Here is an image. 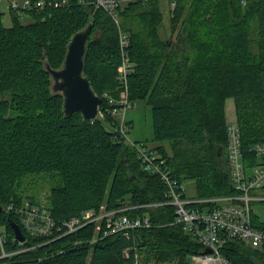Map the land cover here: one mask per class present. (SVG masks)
<instances>
[{
	"label": "trees",
	"instance_id": "trees-1",
	"mask_svg": "<svg viewBox=\"0 0 264 264\" xmlns=\"http://www.w3.org/2000/svg\"><path fill=\"white\" fill-rule=\"evenodd\" d=\"M95 1L47 5L29 11L25 22L11 10L10 25L0 10V202L7 207L0 212V227L9 238L6 250H22L9 259L36 264H193V256L206 247L179 220L166 196L167 184L144 169L136 146L122 137L119 120L110 113L126 90L117 78L120 27ZM119 12L132 40L128 98L135 105L139 100L151 104L157 143L153 149L166 159L165 168L181 185L195 182L193 198L236 194L227 156L230 123L240 128L245 165L262 162L251 147L264 141V0H178L166 31L161 0H130ZM89 25L85 76L102 98L103 116L96 119L65 111L64 96L53 91L46 68L49 63L60 69L71 38ZM31 174L50 176L47 207L56 228L49 236H29L20 216L8 209L11 203H41L20 188ZM183 196L188 197L186 192ZM103 204L115 210L128 206L120 215L147 216L151 225L129 235H105L95 223L71 233L62 227L65 220ZM191 206L207 210L213 204ZM10 221L21 226L24 244L15 239ZM252 222L264 231V221L254 210ZM222 253L231 264H264L262 253L237 237L227 238Z\"/></svg>",
	"mask_w": 264,
	"mask_h": 264
},
{
	"label": "built area",
	"instance_id": "built-area-1",
	"mask_svg": "<svg viewBox=\"0 0 264 264\" xmlns=\"http://www.w3.org/2000/svg\"><path fill=\"white\" fill-rule=\"evenodd\" d=\"M1 1V0H0ZM9 8L17 12L23 19L27 18L29 11L43 10L47 5L53 7L64 6L68 0H6ZM124 0H96L103 5V8L120 15V7ZM130 1V0H128ZM150 1V0H146ZM245 0H243L244 2ZM178 0H168L170 9H174ZM131 37L126 34L125 38L119 41L122 52V63L119 68L117 78L125 86L119 105L110 109V113L119 120L118 130L125 140L136 146L146 171L158 174L167 184L166 196L170 203L176 206L179 220L183 221L190 230H193L199 241L205 246L212 248L213 252L208 254H197L193 259L202 264H231L223 255L222 248L227 238L237 237L247 243L264 256V231L255 227L252 222V211L254 201H264V197L252 194L253 190L264 186V141L255 143L251 147V152L262 160L261 163L252 167L245 166L243 153L241 150V131L237 123H230L228 126V149L229 167L232 178V186L237 191L234 195L217 196L211 198L197 199L193 197H183L184 185L178 183L176 179L165 168L166 159L161 158L157 150L148 145L139 146L128 138V121L125 119L128 109L135 104L128 98V77L131 71L130 61ZM112 101V100H111ZM103 116V112H99ZM210 202L211 209L200 210L190 205ZM156 205V204H154ZM130 207V206H129ZM8 209L15 211L22 221L26 232L31 237L49 236L54 234L56 221L45 203L41 205L25 201L22 206L11 203ZM128 209L124 207L119 210L108 209L105 204L100 208H93L84 211L82 214L65 220L62 227L66 232H74L88 223H95L97 231H103L105 235L116 231H125L129 235L130 230L138 227H149L151 221L149 217H129L120 215V211ZM8 235L4 228L0 227V264H36L22 259L10 260L9 257L18 254L22 250H6L8 245ZM17 239L20 244L24 241Z\"/></svg>",
	"mask_w": 264,
	"mask_h": 264
},
{
	"label": "water",
	"instance_id": "water-1",
	"mask_svg": "<svg viewBox=\"0 0 264 264\" xmlns=\"http://www.w3.org/2000/svg\"><path fill=\"white\" fill-rule=\"evenodd\" d=\"M92 25L78 31L71 38L63 66L53 69L49 63L46 68L52 75V89L64 96V109L68 114L81 112L84 118L96 119L100 112L102 98L94 91L88 77L85 76L86 60L89 50V40ZM6 205L0 202V212L6 211ZM16 237L24 241L26 235L21 226L10 221ZM210 247L204 249V254L212 253Z\"/></svg>",
	"mask_w": 264,
	"mask_h": 264
},
{
	"label": "rangeland",
	"instance_id": "rangeland-1",
	"mask_svg": "<svg viewBox=\"0 0 264 264\" xmlns=\"http://www.w3.org/2000/svg\"><path fill=\"white\" fill-rule=\"evenodd\" d=\"M127 1L128 0H124L122 4L125 5ZM165 1L166 4L163 2L164 23L162 28L164 31H166L170 26V8L167 4L168 0ZM8 4L9 3L6 0L0 1V10L4 12L3 19L6 25H10L12 20ZM14 12L17 14L16 11ZM26 20L28 19L26 17H23L22 21L25 22ZM166 34L168 35L167 32ZM131 41L132 40H130V42ZM227 113L229 119H231L235 115L232 99L228 100L227 102ZM115 119L117 120L118 118L115 117ZM125 119L127 121H130L132 125L128 132V138L131 141H145V143H147L151 147L157 145V143L153 141L154 130L151 104H149L146 100L137 101V104L135 106L127 110ZM142 142H138L137 144L139 146H142ZM165 145L170 150L169 144L165 143ZM50 186L51 182L50 176H48V174H31L23 180L20 188L23 191L24 195L35 196L36 199H38L41 203H45L47 206L49 205L50 201ZM184 189L188 197H194L196 195V184L193 180L184 182ZM261 193L264 195V186L252 191V194L257 196H259ZM253 210L254 213H256L261 218V220L264 221V201H254ZM191 261L193 264H202L195 261L194 259H191Z\"/></svg>",
	"mask_w": 264,
	"mask_h": 264
},
{
	"label": "bare ground",
	"instance_id": "bare-ground-1",
	"mask_svg": "<svg viewBox=\"0 0 264 264\" xmlns=\"http://www.w3.org/2000/svg\"><path fill=\"white\" fill-rule=\"evenodd\" d=\"M140 1H143V2H148V1H146V0H140ZM245 2V1H244ZM94 5H96L97 7H101V8H103V5L101 4V3H99V2H94ZM104 9V8H103ZM104 10H106L113 18H114V20L118 23V25H119V27H120V29H119V41L120 40H122V39H124L125 38V36H126V34H128L130 37H131V35H130V32L129 31H125L123 28H122V26H121V16L119 15V14H117V13H115V12H113V11H110V10H108V9H104ZM120 52H121V50H120ZM130 61H131V57H130ZM121 63H122V52H121ZM120 66H121V64H120ZM228 134H229V130H228ZM227 156H228V160H229V149L227 148ZM229 163H230V161H229ZM246 166V165H245ZM248 167V166H247ZM250 167H252V166H250ZM232 179V178H231ZM233 183V182H232ZM184 197V196H183ZM184 198H186V197H184ZM42 203H39V205H41ZM191 206V205H190ZM49 211L51 212V210L49 209ZM51 214H52V212H51ZM68 220V219H67ZM97 230V229H96ZM100 232V231H99Z\"/></svg>",
	"mask_w": 264,
	"mask_h": 264
},
{
	"label": "crops",
	"instance_id": "crops-1",
	"mask_svg": "<svg viewBox=\"0 0 264 264\" xmlns=\"http://www.w3.org/2000/svg\"><path fill=\"white\" fill-rule=\"evenodd\" d=\"M163 2L166 4V1L165 0H161V5H162V8H163V11H164V6H163ZM167 4H168V2H167ZM9 10H10V12H11V9L9 8ZM131 123V122H130ZM142 142V141H141ZM150 146V145H149ZM156 146V145H155ZM155 146H152V147H155ZM262 195V197H264V195L261 193L259 196H261Z\"/></svg>",
	"mask_w": 264,
	"mask_h": 264
}]
</instances>
